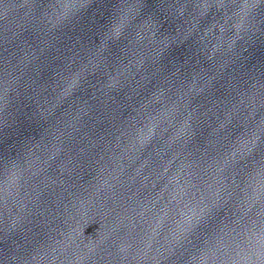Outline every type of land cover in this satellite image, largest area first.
I'll use <instances>...</instances> for the list:
<instances>
[{
    "label": "snow or ice",
    "instance_id": "obj_1",
    "mask_svg": "<svg viewBox=\"0 0 264 264\" xmlns=\"http://www.w3.org/2000/svg\"><path fill=\"white\" fill-rule=\"evenodd\" d=\"M198 2L213 4L216 0H198ZM246 150L251 151L254 155H258L261 161L264 162V134L251 137L246 145ZM260 176L262 182H264V166L260 168ZM254 253L257 259H259L260 264H264V245L261 246L258 255L256 252Z\"/></svg>",
    "mask_w": 264,
    "mask_h": 264
}]
</instances>
